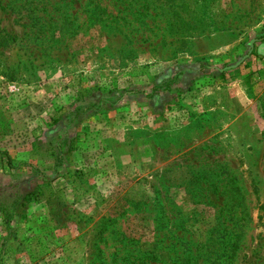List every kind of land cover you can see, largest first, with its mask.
Returning a JSON list of instances; mask_svg holds the SVG:
<instances>
[{"label":"rangeland","instance_id":"obj_1","mask_svg":"<svg viewBox=\"0 0 264 264\" xmlns=\"http://www.w3.org/2000/svg\"><path fill=\"white\" fill-rule=\"evenodd\" d=\"M0 250L264 264V0H0Z\"/></svg>","mask_w":264,"mask_h":264},{"label":"trees","instance_id":"obj_2","mask_svg":"<svg viewBox=\"0 0 264 264\" xmlns=\"http://www.w3.org/2000/svg\"><path fill=\"white\" fill-rule=\"evenodd\" d=\"M22 199L25 201V202H29V201H31L32 199H33V194H32V192L31 191H28V192H26V193H24V195L22 196ZM9 220H10V217H9V215H7L6 217H5V220L3 221L4 222V224H5V226H6V230L8 231H10L9 232V234L11 233V229H10V226L8 225V223H9ZM2 245V244H1ZM1 251V250H0ZM1 258L2 257H0V261H1Z\"/></svg>","mask_w":264,"mask_h":264}]
</instances>
